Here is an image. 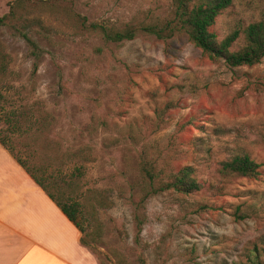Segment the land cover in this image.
Returning a JSON list of instances; mask_svg holds the SVG:
<instances>
[{"label":"rangeland","instance_id":"obj_1","mask_svg":"<svg viewBox=\"0 0 264 264\" xmlns=\"http://www.w3.org/2000/svg\"><path fill=\"white\" fill-rule=\"evenodd\" d=\"M14 2L0 0V16ZM23 2L18 22L43 54L34 60L21 38L0 27L8 67L19 74L0 80V105L20 110L39 102L52 119L51 138L91 152L81 190L101 191L111 203L96 210L98 264H264V58L230 68L184 36L104 43L79 24L163 17L169 0ZM262 13L264 0H233L213 31L221 39ZM4 129L0 122V135ZM10 141L15 152L24 150L21 138ZM238 155L261 165L260 176L220 172ZM153 159L190 167L200 190L139 203V167Z\"/></svg>","mask_w":264,"mask_h":264},{"label":"trees","instance_id":"obj_2","mask_svg":"<svg viewBox=\"0 0 264 264\" xmlns=\"http://www.w3.org/2000/svg\"><path fill=\"white\" fill-rule=\"evenodd\" d=\"M167 15L150 20L135 17L125 24L107 25L79 20L80 27L100 37L104 43H122L138 35H147L159 40L184 36L210 60H221L230 68L252 67L264 58V13L253 22L236 24L226 36L219 39L213 26L219 16L232 6L233 0H169ZM23 0H15L8 14L0 16V27L12 31L30 49V56L39 60L43 54L18 22L17 6ZM79 18V16L77 15ZM0 45V80L19 74L9 69L10 59ZM3 99L0 93V101ZM33 101L20 110H7L0 105V122L5 126L0 135L3 146L14 160L46 196L59 208L67 220L80 233V242L91 251L103 239V230L96 214L98 209H107L111 203L101 191H82L80 184L92 162L91 152L85 147L71 149L56 134L51 138L52 119L46 117ZM10 136L22 139L23 151L15 152ZM171 161V159H169ZM261 165L247 155L234 156L220 164V172L249 179L260 176ZM139 171L143 181L142 203L150 196L165 191L191 194L200 190L192 177L190 167L175 169L169 163L157 159L142 161Z\"/></svg>","mask_w":264,"mask_h":264},{"label":"crops","instance_id":"obj_3","mask_svg":"<svg viewBox=\"0 0 264 264\" xmlns=\"http://www.w3.org/2000/svg\"><path fill=\"white\" fill-rule=\"evenodd\" d=\"M80 237L0 145V264H98Z\"/></svg>","mask_w":264,"mask_h":264}]
</instances>
